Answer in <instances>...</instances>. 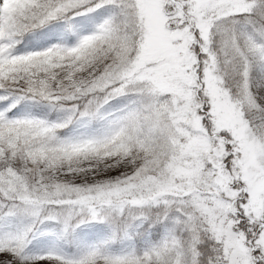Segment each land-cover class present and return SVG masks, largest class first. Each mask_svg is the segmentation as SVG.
Returning a JSON list of instances; mask_svg holds the SVG:
<instances>
[{"label": "snow or ice", "instance_id": "6c2138e0", "mask_svg": "<svg viewBox=\"0 0 264 264\" xmlns=\"http://www.w3.org/2000/svg\"><path fill=\"white\" fill-rule=\"evenodd\" d=\"M0 264H264V0H0Z\"/></svg>", "mask_w": 264, "mask_h": 264}]
</instances>
